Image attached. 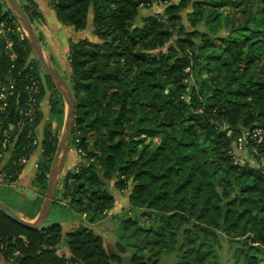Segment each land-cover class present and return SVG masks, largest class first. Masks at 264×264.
Here are the masks:
<instances>
[{"label":"trees","instance_id":"obj_1","mask_svg":"<svg viewBox=\"0 0 264 264\" xmlns=\"http://www.w3.org/2000/svg\"><path fill=\"white\" fill-rule=\"evenodd\" d=\"M156 1L163 12L137 24L141 8L155 0H50L59 22L77 32L91 17L96 38L70 41L72 147L83 161L61 179L53 204L65 203L86 224L65 231L47 220L30 229L0 212L5 264H167L169 257L174 264H222L220 238L237 260L262 262L264 169L238 163L233 150L241 134L264 128V0ZM21 4L33 25L44 22L33 0ZM4 21L15 58L0 38V91L8 78L15 89L0 112V129L14 125L11 145L0 151V188L18 181L21 160L37 150L41 103L51 91L33 180L45 191L66 107L45 72L40 81L37 60L33 69L27 65L29 40L0 0ZM32 106L34 118L21 114ZM247 147L264 160V140ZM111 182L122 192L132 187L130 207L112 217L113 244L92 227L115 208ZM43 201V192L27 201L31 213L10 207L33 220Z\"/></svg>","mask_w":264,"mask_h":264},{"label":"rangeland","instance_id":"obj_2","mask_svg":"<svg viewBox=\"0 0 264 264\" xmlns=\"http://www.w3.org/2000/svg\"><path fill=\"white\" fill-rule=\"evenodd\" d=\"M19 1H20V3H22V1H25V0H19ZM169 1H171V0H169ZM171 2H174V1H171ZM176 2H178V1H176ZM7 6H8V8H10L9 5H7ZM162 6L163 5H161L158 1L155 0V3L152 6L141 8L140 14L137 18V24H141L143 18H145L149 15L162 13L164 10V7H162ZM224 11L226 13H228L231 11V9L228 8V9H225ZM241 15H242V13L238 11L236 13V18L238 20H240ZM184 16H185V14H184ZM42 23H43V21L42 22L38 21L33 26L35 27L38 36L40 34L42 35L41 37L43 39V42H41V43L46 46L48 44L45 43L44 35L40 29V27L42 26ZM184 23H185V25H187V28L190 29V27L188 26V24L186 22V18H184ZM3 24H4V26H3L4 31L2 32V34L5 37H0V38L5 40V42H7V41L12 42L10 40V37L12 35L13 30L11 29L10 24L8 22H5V21ZM19 25H20L19 32L22 33V35L27 36L25 31H24L22 24L19 23ZM200 29L205 30L204 26H202ZM84 37H85V39H88V40L93 39V40H91L93 42L96 41V38L91 36L90 34H88L86 31H85ZM75 41H77V39H75ZM48 47H49V45H48ZM69 47H70V42H69ZM8 50L11 52V49H8ZM45 52H46V50H45ZM11 53L13 54V52H11ZM12 54H11V56H12ZM46 57L48 59H50V55H48L47 52H46ZM68 57H69V51H68ZM35 60H37V62L41 66L40 62L38 61V59L35 55V53L32 50V54L30 55V58L28 59V63H27V65L30 66L32 69H33V64L35 65V63H36ZM41 68L43 69L42 66H41ZM42 69H39L40 81L42 82V84L43 83L45 84V79H44L45 78V75H44L45 71H44V69L43 70ZM62 70H63V74H61V75L63 76V78L66 80V82L70 86V81H69L70 75H71L70 68L68 66H66V68L63 67ZM1 73L2 72L0 71V74ZM6 82H8L7 79H6ZM2 86H6V83H3ZM55 88H56V86H55ZM70 88H71V86H70ZM50 92L51 91H49L46 94L44 100L42 101L41 112L43 114V119H42V123H41V129H42L41 132H43L44 125L46 124L45 122L47 121V119L49 117V109H50L49 108V98H50L49 96H50ZM58 92L60 93L59 90H58ZM38 93H39V90L37 89V93L33 92L32 94L36 95ZM60 95L62 96L61 93H60ZM11 96L12 95H10L9 98ZM62 98H63V96H62ZM64 103H65V101H64ZM35 104H37V103L35 102L34 106H35ZM75 105H76V99H75ZM34 106H32L30 110H26L25 108L20 109L21 114L22 113H25V114L28 113L30 115L32 114V118H34L35 117V114H33V112H35ZM65 107H66V115H65V120H66V116H67L66 104H65ZM1 123L2 122L0 121V124ZM63 130H64V125H63V128L61 129L60 134H59L58 144L60 141V137L63 133ZM37 142H38V148L35 151V153L33 154V156L37 155L38 160H39V158L41 156V152H42V149H41L42 140H39L37 138ZM57 147H58V145H57ZM2 150H3V148L0 146V151L2 152ZM8 151L9 150H6L5 153L8 154ZM69 154H70V157H69L67 164L64 167L61 179L64 177L65 174H67V172L69 170L74 169L77 164H79L80 162L83 161V158L79 154V151L76 150L75 148H73L72 145H71ZM233 154L235 155V160L238 163L243 164L245 162H248L253 167H259L260 166L264 169V160H262L261 163H258L257 160L253 157L250 148H248V147L244 148V149H238L234 145ZM38 160L36 163H38ZM27 162L24 164V166L27 164ZM29 167H30V173H31V171L34 169V160L33 159L30 161ZM36 167H37V165H36ZM36 167H35V170L37 171ZM35 175H36V173L34 174L33 178H32V176H28L27 182H26V178L21 179L20 182L18 184L14 185L13 187H11V185H7L8 189H4L5 187H1L0 188V199L18 211H22V212L28 211L29 213H31L34 210V208H29L28 205L26 204V202L33 200L38 195L42 196V192H43L44 197H45V194L47 191V189L45 191H41L38 187H35L33 185V180L35 178ZM61 179H60V181H61ZM31 180H32V182H31ZM22 182H25V183H23L25 186L22 184ZM109 189L113 193V195L116 197V205H115V208L106 215L107 220L104 221L102 223V225L100 224V226L95 228V232L98 234L104 235L106 237L107 241L114 243L116 241V233H115L116 225H115V221L112 220L113 219L112 217L115 214H119L122 211H124L130 207L129 196H130V192L132 191V187H129V189L126 192H122V191H119L118 189L115 188L114 182H111L109 185ZM74 218H75V220H74ZM72 220H74L77 223L82 224V225L86 224L84 220H82L80 217L75 216L67 207L63 206V204H55L52 206V209L50 211L47 223L51 224V223H55V222H60V223H64L66 226H70L72 224ZM220 239H221V248L218 249V253L220 255V259H221L222 264H248V262L245 260L244 257L239 259V260H237V258L234 257V252H233L234 249L231 246V244L227 238H220ZM169 258L170 259L166 260L167 264H174L175 261H174L173 257H169ZM260 264H264V258L262 259V262Z\"/></svg>","mask_w":264,"mask_h":264},{"label":"water","instance_id":"obj_3","mask_svg":"<svg viewBox=\"0 0 264 264\" xmlns=\"http://www.w3.org/2000/svg\"><path fill=\"white\" fill-rule=\"evenodd\" d=\"M9 5L10 10L13 12L17 21L22 24L24 31L29 40L30 46L35 53L38 61L43 67L45 73L52 80L53 84L60 91L67 106V116L64 122V130L60 137L57 151L52 163L49 174V181L47 191L44 197L43 204L37 217L33 220L24 219L19 213L13 210L5 202L0 200V212L11 218L12 220L20 223L21 225L30 229H39L48 220L50 211L55 202L57 189L59 187L62 172L64 170L68 154L72 145L73 126L75 121V97L72 89L63 78L61 73L55 68L50 59L46 57V52L39 36L36 32L33 23L28 17L25 9L19 0H5ZM123 264H132L130 258H126Z\"/></svg>","mask_w":264,"mask_h":264},{"label":"crops","instance_id":"obj_4","mask_svg":"<svg viewBox=\"0 0 264 264\" xmlns=\"http://www.w3.org/2000/svg\"><path fill=\"white\" fill-rule=\"evenodd\" d=\"M33 1L37 4L39 11L41 12V14L43 15V18H44V22L42 23V26L40 27V29L44 35L45 43H47L49 45V47H48V45H46V46L43 45V46H44L47 54L50 55V61L52 62V64L57 68V70L61 74H63V70H62L63 67L66 68V66H68L70 68L69 57H68L69 42L71 40H75V39H79V38H85L86 37V36L84 37L85 31L88 34H90L91 36H93L92 35L93 25L91 22L92 18L91 17L89 18V26H88L87 30L77 32L73 27L64 26L59 22V20L57 19L55 11L53 10V8L50 5V0H33ZM171 1L176 2L178 0H171ZM162 7H164V6H162ZM91 40H93V39H91ZM70 72H71V68H70ZM41 106H42V103H41ZM41 131H42V129H41V124H40L35 130L36 137L39 140L43 139V132H41ZM69 157H70V154H68L66 164L69 160ZM32 159L34 160V169L30 173L29 165H30V161ZM37 160H38L37 155H34L31 157V159L25 165V168H24L23 172L21 173L18 181L15 182L13 185H11V187L18 184L21 179L26 178V182H27L28 176H32V178L34 177V174L36 173L35 167L37 165V163H36ZM32 180H31V182H32ZM23 183H25V182H22V184ZM38 197H39V195L36 196L35 198H38ZM62 204H63V206H66L65 203H62ZM75 216H77V215H75ZM81 218H82V220L85 221V216H82ZM74 220H75V218H74ZM74 220H72V224L70 226H66L64 223H62L65 231H71V230H74V229L79 227L80 224ZM106 220L107 219L93 225L92 226L93 229L95 230L96 227L100 226V224L102 225V223ZM101 236H103L105 238V240L107 241V239L104 235H101ZM107 242L111 243L109 241H107ZM60 254L65 255V254H67V252H65V250H63V251L61 250ZM0 264H5V262L1 259V257H0Z\"/></svg>","mask_w":264,"mask_h":264},{"label":"built area","instance_id":"obj_5","mask_svg":"<svg viewBox=\"0 0 264 264\" xmlns=\"http://www.w3.org/2000/svg\"><path fill=\"white\" fill-rule=\"evenodd\" d=\"M4 22L0 23V37H5L2 32L4 31ZM7 49L12 48V42L7 41ZM12 59L15 58L14 53L11 56ZM9 84H6V86H2L1 92H0V112H3L8 107V100L9 96L14 94V83L9 79ZM26 116H32V114H26ZM14 129V125L10 124L8 128L6 129H0V146L3 149L8 148L11 145V133ZM264 140V128H257L253 130H249L241 134V136L236 141V148L238 149H244L246 148V145L249 142L254 143H261ZM36 143V142H35ZM21 162L25 164L27 162L26 159H22ZM4 173H0V184H3L4 179ZM19 253H17L18 255Z\"/></svg>","mask_w":264,"mask_h":264}]
</instances>
